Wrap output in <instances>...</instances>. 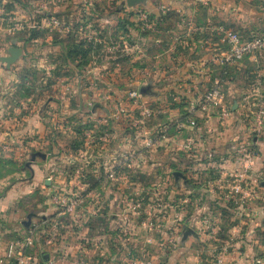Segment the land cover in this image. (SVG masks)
Instances as JSON below:
<instances>
[{
	"label": "rangeland",
	"instance_id": "rangeland-1",
	"mask_svg": "<svg viewBox=\"0 0 264 264\" xmlns=\"http://www.w3.org/2000/svg\"><path fill=\"white\" fill-rule=\"evenodd\" d=\"M20 1L29 4L24 7L12 0H0V57L8 54L14 38H25L29 31L43 35L31 42L17 41L16 45L23 49L22 59L26 60L22 61L31 60L28 53L33 48V52L40 57L37 53L41 48L47 51V42L51 43L49 51L58 64L63 61L59 57L67 54L72 41L82 42L81 50L89 52L87 58L75 62L76 65L82 64L78 74H71L70 71L62 74L57 66L52 67L53 72L48 73L44 66L35 68L29 63L16 64L10 87L0 89V124L12 117L16 128L13 134L12 128L8 129L7 125L0 127V225H13L25 231L27 215L35 213L30 226L36 229V234L42 235L44 224L50 227L47 215L54 217L61 209L51 200L53 195L61 194L70 200L79 199L73 210L66 211L62 217L57 215L56 220H61L58 235L70 240L71 247L67 257L59 256L58 264H89L95 255L92 243L98 242L94 241L95 236H91L92 226L96 222L93 216L102 222L110 220L111 209L108 207L105 212V204L100 197L109 193L118 202L117 208L113 209L117 220L112 222L113 230L108 229L111 224L109 220L106 221L103 228L99 227L103 235L97 236L103 237L101 242L104 243L106 236L110 235L108 241L113 250L107 253L102 251V255L112 258L110 264H185L184 259L189 251L195 258L203 255L212 259L210 249H204L208 241L205 236L201 240L189 241L191 245L174 250V246L180 245L183 239H193L191 236L184 238V230L174 231L175 225L184 222L185 215L174 218L170 216L168 207L176 202L179 209L184 210L185 189L179 190L176 198L172 196L175 190L169 184L171 171L167 168L162 171L152 168V151L135 157H131L130 151V164L125 167L120 165L125 158L121 155V147L125 146L120 140L121 136L127 133L130 136L126 143L128 148L138 153L143 146L140 137L145 132L155 130L151 125L149 128L146 125V129L140 127L138 120L142 117L143 106L149 105L155 110L154 118L149 120L151 123L154 119L169 116V111L177 106L181 111H186L188 92L184 88L179 89L181 102H170L167 100L169 90L165 86L161 87L166 100L159 107L155 103L135 101L129 93L138 85L150 84L156 92L155 85L160 82L169 83L173 76V66L178 69L190 68V62L199 59L194 55L218 52V32L211 28L212 24H218L217 18L238 23L240 27L236 30L243 35L261 33L264 30V0H210L207 6H199V0H146L134 7L128 6L126 0H55L58 9L63 11L60 16L49 13L56 5L43 3L47 0ZM72 4L76 10H70L72 15L66 16ZM174 4L195 5L200 24L190 11L179 10ZM48 13L49 17L57 16L73 22L71 31L64 35L58 29L46 25L43 18ZM144 20H149V27L142 24ZM122 24L127 25L123 27ZM41 38L45 40L41 41ZM58 42L65 45V53L56 48ZM31 44H34L33 47ZM155 51L159 53L154 54ZM38 57L34 60L42 65L43 61ZM249 63L250 66L246 67L240 63L234 66L240 72L252 67L253 73L250 76H238L246 86L264 69V54ZM3 65L0 61V67ZM3 75L0 73L1 79ZM177 78L181 82L186 81L185 75L178 73ZM62 79L68 84H61ZM17 84L23 85L21 88L24 91H21L19 85L16 88ZM72 97L82 103L79 112L74 117L57 114L56 101H71ZM51 98L55 103L50 104ZM23 112L33 117L28 132L25 131L24 121H21ZM181 113L178 114L179 119L183 117ZM167 124L164 122V125ZM6 133L11 136H6ZM181 145L179 143L177 146L180 150ZM110 149L119 152L116 155L110 154ZM36 151L46 153V159L38 157L29 168L26 163L31 153ZM132 158H135L137 164L131 163ZM161 158L165 159V156ZM108 159L113 163L117 161L119 169L115 177L104 179L100 177L96 163L100 165ZM160 174L162 179L168 178L167 184L153 185V177H159ZM135 177L143 180L142 185ZM46 179L49 183H46ZM94 194L98 196L92 200ZM210 216L217 220L219 217ZM121 226L125 227L122 228L123 233H119ZM29 227H26V231ZM258 227L249 234L250 237L253 235L255 241L264 239ZM26 235L27 232L20 236ZM6 238H3V244L9 241ZM72 238L76 239L77 244H73ZM71 244H76V250H72ZM45 252L47 250L42 252V256ZM259 256L261 254L256 258Z\"/></svg>",
	"mask_w": 264,
	"mask_h": 264
},
{
	"label": "crops",
	"instance_id": "crops-1",
	"mask_svg": "<svg viewBox=\"0 0 264 264\" xmlns=\"http://www.w3.org/2000/svg\"><path fill=\"white\" fill-rule=\"evenodd\" d=\"M28 4L29 3H26L25 6H27ZM30 5L32 4L30 3ZM54 5L56 6L54 7V9L51 8L49 10L50 11L49 13L53 12L57 16L63 15V11H60V9H58L59 8L58 5L56 3ZM199 6H202V5L200 4ZM174 7H177V9L179 10L186 9L188 12L190 11L192 15L198 18L197 20H198V23L200 24L199 14H197L198 11L195 12V10H197L195 5L185 4L183 6H179V4H174ZM60 8L62 9V7ZM70 10L71 11L76 10L74 5L71 9L70 8L67 9V12L65 14L66 16L72 15L69 12ZM217 21H218L217 25H222L230 29L235 28L234 30H236L240 27L238 23H232L229 21H225L224 19H222V17L217 18ZM176 22H179V21L176 20ZM45 39L41 38V41H44ZM32 41H35V40H32ZM45 44H46L45 47L47 48V51L41 48L40 51L37 53L38 55H40V57L36 55V52L35 53L33 52L34 50L33 48L32 51H29L28 53L29 56H31V60H27V62H25L26 60L22 59L21 57L18 60V62L15 63V65H12L10 68H7L6 65H3V67H0V73L2 75L5 74L3 75L4 77H2V79L0 78V82H1L0 89H3L4 86H6L7 88L10 87L12 80H13V75H15L13 73V70L19 64L29 63L30 66L35 67V68H38L39 66H44L47 68L48 73L53 72L51 68L54 66H57L58 70L60 69L62 71V74L66 73L67 71H70L71 74L75 72L76 74L80 73V66H77L75 63L78 60L75 59V61L72 62L71 57H69L67 54H63L61 55V57H59L63 61L58 64V62L56 63L54 61L55 58L53 59L52 53L50 52L52 48L51 43L47 42ZM33 45L34 44H31V47H33ZM55 46H57L56 48L61 49V50L65 49V45H63L62 42H58L57 44H55ZM65 51L66 50H64L63 53H65ZM155 53H159V52L155 51L154 54ZM212 53L213 52L205 53L202 56L194 55V57H198L199 59L198 60L193 59L192 62H190V65H191L190 67L194 66L196 62L198 61H200V63L205 61L207 58H209L210 54ZM37 57L42 59L43 61L42 65L40 63H37L34 60V58H37ZM176 57L178 58L179 55H176ZM22 60H25V61H22ZM254 60L255 58L248 57L244 60L243 63H240V64H242L241 65L242 67H246L247 65L250 66L249 62H254ZM251 64L255 65V63H251ZM173 67H174L173 71L171 69L173 76L169 79V83L168 82L158 83L157 86L156 85L154 86V89L156 90V92H154V90L152 89L154 92V93L152 92V94L151 93L145 94V95L141 94V99L144 102L155 103V105H158L159 107L162 104V102H165L166 100V96H164L162 93L163 89H160L161 87L165 86L166 89L169 90L167 100L170 102H173V101L174 102L177 101V103L181 102L180 101L181 98L180 96H178L180 95L179 94L180 92L178 91L179 89L184 88V90L188 92V94H186L188 96L186 99V101L188 102V104L186 105L187 107L186 111H181L182 109H180V107L178 108L177 106L173 111L172 110L169 111V116L163 117V119L161 118L154 119L151 123L148 121V124H147V128H149L151 125L153 129H157L160 126L164 125V122H168V124L170 125V133L167 137V140H165L164 142V146H161L160 148L156 150L155 149L151 150L152 155H154L151 161V166L157 171H162L165 168L171 171L172 177H170L169 184L174 187L175 195H172L174 196V198L178 196L179 190L185 189L184 210L183 211L180 210L179 204L178 203L176 204V202L168 206L170 209V216H174V218H176L178 215L179 216H182L183 214L185 215L184 222L182 224L175 225L173 227L174 231L176 232L177 230L178 231L184 230L185 227H190L194 229V231L197 233V235L189 234V236H187V237L191 236L193 237V239H190V238L183 239V242L180 245L174 246V250H178L182 246L186 247L188 245H191L192 243H188L189 241L193 242V240H201L202 237H204V234H201L200 230L199 231L197 230V229H200L199 222L201 221L200 219L202 218L203 209H206L209 214H212L215 217L219 216L218 221H221L219 223V226L221 228V231L219 232L221 243L228 241L229 235L233 230L232 227L235 225V223H237L235 221H238V220L236 219L234 220L235 213H234L233 208L227 205L225 207L224 205L225 203L220 198L218 193L215 195L210 193L209 182H211L216 177L221 175L220 174L221 169L222 170L223 169L234 170L237 167L243 166L245 164L246 153L248 151H253L255 154V157L253 160V166H252V178L254 181L256 180L257 185L260 188V191L262 192V194H264V188L261 185L262 181L264 180V133H262L259 136L254 137L253 139H250L248 130H247L248 122H246L244 117L241 115L242 114L241 108H240L241 107L240 106L241 95L246 92L249 85L246 86L245 83L243 84L242 82H240V80L238 79V76L239 77H245V76L247 77V75L250 76L252 72L251 70L252 67L251 69L241 70V72H240V69H235L233 67V69L231 70L232 71L231 78L227 79L225 82V85H224L225 103L227 104L228 107H230L231 112H232L231 120L227 124H224L223 126L222 125L219 126L217 123V117L214 116L213 123L215 125L212 126L213 128L210 127V124H206L203 119L198 118V124H199L198 128L195 129V128L190 127L187 129H181L179 131L176 130L177 127H175L174 124H176V122L179 120L178 114L182 112L181 113L183 114L182 118L185 119V117L188 114L189 107L192 104H194L195 100L198 98L199 93H201L203 90L206 89L205 84H207L206 86H208V81L205 79H202V77L199 76V74L194 73L192 71V68L190 69L189 67H183V68L178 69L177 66H173ZM86 68L88 70V67ZM208 68L210 67L208 66ZM142 69H145V68L143 67ZM215 71L217 72L216 69ZM262 71L264 72V69ZM178 73L181 75H185V78H186L185 82H181L180 79L177 78ZM62 80L63 81L61 82V84L66 83L64 81L65 79H62ZM18 85L19 84H17L16 88H18ZM22 86L23 85L21 86L19 85V88H21ZM70 86L68 87L70 88ZM141 86H144V85H138L135 89L139 90ZM46 88H49V86H47ZM73 88L74 90H76L75 85H73ZM21 91H24V90L21 88ZM235 99L238 100V106L235 110H232ZM51 101L52 102H50V104L55 103V101L52 98H51ZM56 103H57V107L55 108V111L57 114L58 113L63 114V115L67 114V116H73V117L76 112H79L80 104H82L81 101H79L78 99L76 100V98L74 97L71 98V101H68V99L59 101L58 99ZM22 117L23 118H21L22 119L21 121H24L25 131L28 132L29 130H31L30 126H31V123L33 122V117L31 118V116H27V112L25 113L23 112ZM13 120L14 118L10 117V120L3 121L2 124H0V127H4L7 125L8 129L12 128L11 133L14 134L16 128H15V124ZM17 120L20 122L19 119ZM209 128L213 129V133L208 132ZM9 134L10 133H6V136H11V134L10 135ZM128 137L130 138V136H128L127 133H124V135L121 136L120 140L125 142L128 139ZM185 139L190 140L192 142L189 149L185 151L178 149L177 148L178 144ZM121 148H122L121 150L122 152L124 148L123 146ZM117 152L119 151L118 150L113 151L112 149H110V154L116 155ZM143 152H144V149L140 153H143ZM161 156H165V159H162ZM103 170H104V167H102L100 170L101 172H99L100 176L103 173ZM176 170L182 171L183 174L185 175V178H180L179 180H176L173 174L174 171ZM37 174L38 173L36 171V175ZM161 177H162L161 174L159 177L154 176L153 185H157V184L162 185V183L167 184L166 180L168 178H166V180L165 178H163L164 179L163 180ZM135 178L140 183V185H142L143 180L137 179V177ZM173 187L171 189V192L174 191ZM107 194L109 196H107ZM97 196L98 194H94V198H92V200L97 199ZM100 197L101 199H103L102 201H104L105 212H107L108 207H110L111 209L110 212L112 215L110 216V220L108 219L111 225L108 227V229L113 230L112 222L117 220L115 217L116 214H114L115 211L113 210L117 208V205H116V203H118L116 202L117 199L114 197L113 194H109V193H105L101 195ZM186 200H189V201L186 202ZM1 216H3V214ZM47 216L49 217L46 220L47 222H49L50 227H51V222L57 219V215H55L54 217H51L50 215H47ZM93 217L96 222L92 226L91 236H95L94 241L97 240L98 242L92 243L93 244L92 248L94 250L95 255L90 259L89 264H110V261L112 258L110 259V258H107L106 255L105 256L102 255L103 254L102 251H105L107 253L108 250L110 249L113 250L112 247L109 246L111 245V242L108 241L109 236H110L109 234L111 232L108 234L109 236H106L105 242L103 243L101 242L103 237L100 238V236L103 235V233H101L99 229V227L103 228V226L107 224L108 220L105 219V221L102 222L101 220L100 221L97 220V217L95 215ZM245 220H243L244 222H241L242 231L244 232L242 233L241 231L238 234L236 241L233 242V244L231 245V252L228 255V261H229L228 264H253L252 263V261H254L253 259L257 255H260V254L262 255L264 253V239L255 241V239L252 238L253 235L250 237L249 230L252 227V222L248 221V219H245ZM254 221L257 223L255 226H259L258 231H262L261 233L264 235V206L259 208L257 219ZM50 227L48 226L46 227V224H44V227L41 229L42 235L36 234L37 231L35 228H33L36 239H35V244L31 248V251H30L33 257L32 264H54V263L58 264L59 255H60L59 253L63 251L64 252L67 251L66 254L68 255L71 250L70 240L63 239L64 236H59L58 233H55L53 237L49 233ZM30 228L31 226L28 229ZM28 229L26 231V227H25V231H24L13 225H3V226L0 225V253L4 250V247L6 245V244H3V240H5L3 239L4 237L5 238L7 237L6 239H8L9 241L16 239L18 237H23L20 235L28 232ZM108 229L106 230L109 231ZM245 232H246V235H243ZM98 234L100 235L99 237L97 236ZM49 237H53V239H50ZM75 240L76 239L72 238L73 244L74 243L77 244ZM73 244L71 245L73 247L72 250L74 251L76 250L77 246H75L76 244L75 245ZM211 244L212 243L209 240L208 241L206 240V244L204 246L205 250L210 249V254H211ZM190 247H188L189 250H191ZM44 250H47V252H45L44 255L42 256V252ZM192 254L193 253L191 251H189L186 254L185 259H184L185 264H214L213 259H209L208 257H203V255L202 257L199 256L200 258H195L194 255Z\"/></svg>",
	"mask_w": 264,
	"mask_h": 264
},
{
	"label": "built area",
	"instance_id": "built-area-1",
	"mask_svg": "<svg viewBox=\"0 0 264 264\" xmlns=\"http://www.w3.org/2000/svg\"><path fill=\"white\" fill-rule=\"evenodd\" d=\"M62 1V0H59ZM210 0H199L201 5L207 6ZM47 4H55V0H47L43 2ZM47 15V16H46ZM43 18L46 25L58 29L62 34H68L71 31V25L73 22H68L65 19H60L57 16L49 17V13ZM146 17V15H143ZM143 25L150 26L149 20L142 21ZM142 25V26H143ZM83 26H81L82 29ZM211 28L213 31L218 32L219 51L210 54L203 62H199L190 67L194 73L199 74L202 79L208 81V86L205 84V90L199 93L198 98L194 104L189 107L188 114L185 119H179L175 125L176 130L187 129V128H198V118L203 119L206 124H210V127L215 125L213 123V117H217V123L219 126L227 124L232 117L230 107L225 103L224 85L226 82V74L229 69L235 65L241 63L246 58H257L259 55L264 54V30L261 33L253 35H243L237 30L224 27L222 25L212 24ZM79 29V28H78ZM208 66L210 68H208ZM217 70V72L215 71ZM198 76V75H197ZM198 76V77H199ZM204 80V82H205ZM203 81V80H202ZM129 95L137 100H141V93L139 90L134 89ZM179 98V97H178ZM144 102V101H143ZM240 108L242 116L246 120L247 130L250 139L264 133V72L259 71L252 79V83L244 94L241 95ZM155 110L149 105L143 106L142 117L138 120L140 127L146 129V125L151 118H154ZM213 128V127H212ZM209 133H213V129H208ZM170 133V125H162L159 128L143 133L140 137V141L143 146L139 149L138 153L128 148V139L124 142L127 148L126 152L122 151L123 162L121 166L125 167L130 164L128 163V155L132 151L131 157L134 155H140L144 152L151 151L152 149L160 148ZM108 135V134H107ZM106 136V135H105ZM106 139V137H104ZM163 143V144H162ZM180 143L181 150L185 151L189 149L191 145L190 140H183ZM144 149L143 153L142 152ZM117 154V153H116ZM116 157V156H115ZM113 157V158H115ZM255 154L253 151L246 153L245 164L241 167H237L234 170L221 169L220 176L209 182V189L211 194H219L220 198L224 201L226 207L230 206L233 208L235 213L234 220L237 223L232 227L233 230L229 235V239L226 242L221 243L219 232L221 228L216 218L210 216L206 209H203L202 218L200 219V233L204 234L206 238L212 243L211 244V255L214 264H228V255L231 252V245L236 241L238 234L242 231L243 220L248 219L252 222V227L249 230V234L255 231V225L257 224L254 220L257 219L259 208L264 206V194L260 191L256 180L252 178V166ZM135 158H132L131 163L134 162ZM117 161L111 162L107 160L105 163H96V167L100 171L104 167L101 178L110 179L117 175ZM137 164V162L135 163ZM101 172V171H100ZM120 177H125L120 176ZM102 180V179H101ZM108 182L109 180H103ZM51 200L56 202L59 206L60 211L57 212L59 217L66 214V211L73 210L79 199L70 200L61 194H55ZM189 200H186L188 202ZM184 208V207H183ZM58 219V218H57ZM246 221V220H245ZM254 221V222H253ZM61 220H55L51 222L49 230L50 235L54 237L55 233H60L59 230ZM125 226V225H124ZM119 233H123L122 228ZM67 229L66 227L64 228ZM125 229V227H124ZM127 232V231H126ZM53 237H49L53 239ZM117 237H115L116 240ZM35 244V232L33 228H30L27 235L24 237H18L10 240L4 247V250L0 253V264H32L33 257L30 253L31 248ZM65 252H60L62 258H65ZM65 256H64V255ZM253 264H264V253L258 258L255 257Z\"/></svg>",
	"mask_w": 264,
	"mask_h": 264
},
{
	"label": "water",
	"instance_id": "water-1",
	"mask_svg": "<svg viewBox=\"0 0 264 264\" xmlns=\"http://www.w3.org/2000/svg\"><path fill=\"white\" fill-rule=\"evenodd\" d=\"M126 2H127L128 6L134 7V6L138 5V4L145 3L146 0H126ZM17 41H18V39L14 38L12 40L11 47H9V49H8V54L6 56L0 57V61L2 63H4L7 68H10L12 65L17 63L18 60L23 55V49L16 45ZM139 91L143 95L147 94L148 92L152 93L153 92L152 85L141 86ZM237 106H238V100L235 99L233 107H232V110H235L237 108ZM46 156H47L46 153L41 152V151L32 152L29 161L26 163V166L31 168V163L34 162L38 157H41L42 159H46ZM173 174H174L176 180H179L180 178H185V175L180 170L174 171ZM46 183H48V179H47ZM261 185L264 188V180L262 181ZM34 215H35V213H29L27 215L28 219H27V221H24V225L26 227L30 226L31 219H32V217ZM189 234L197 235V233L194 231V229H192L190 227H185V229H184V238H186Z\"/></svg>",
	"mask_w": 264,
	"mask_h": 264
},
{
	"label": "trees",
	"instance_id": "trees-1",
	"mask_svg": "<svg viewBox=\"0 0 264 264\" xmlns=\"http://www.w3.org/2000/svg\"><path fill=\"white\" fill-rule=\"evenodd\" d=\"M12 1H15V3H18L19 5H22V6L24 5V7H25V4H26L25 2L23 3L20 0H12ZM120 23H121V21H120ZM125 25H127V24H125ZM125 25L122 24L123 27ZM40 35H43V34L42 33L41 34H38L35 31H29V33L27 35L28 37L27 36L25 38L24 37H18L17 39L20 40V41L21 40H24L25 42H31L32 40L36 39ZM82 44H83L82 42H80V43H73V41H72L71 45L69 44V47H68L69 50L67 52V55L69 57H71L72 62H74L75 59L80 62L81 59H85V58L88 57V52L89 51H87V52L86 51L85 52L82 51L81 50L82 49ZM77 66L82 67V64L81 65L80 64H77ZM232 69H233V67L229 69V71H228V73L226 74V77H225L226 79L231 78V74H232V71L231 70ZM147 94H150V92H148Z\"/></svg>",
	"mask_w": 264,
	"mask_h": 264
}]
</instances>
